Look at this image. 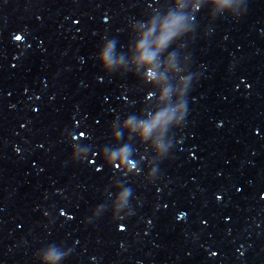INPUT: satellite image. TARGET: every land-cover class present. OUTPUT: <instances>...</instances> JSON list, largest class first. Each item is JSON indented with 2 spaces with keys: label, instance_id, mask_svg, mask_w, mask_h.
I'll use <instances>...</instances> for the list:
<instances>
[{
  "label": "water",
  "instance_id": "obj_1",
  "mask_svg": "<svg viewBox=\"0 0 264 264\" xmlns=\"http://www.w3.org/2000/svg\"><path fill=\"white\" fill-rule=\"evenodd\" d=\"M183 2L0 0V264H264V0ZM170 12L145 84L130 50Z\"/></svg>",
  "mask_w": 264,
  "mask_h": 264
},
{
  "label": "clouds",
  "instance_id": "obj_2",
  "mask_svg": "<svg viewBox=\"0 0 264 264\" xmlns=\"http://www.w3.org/2000/svg\"><path fill=\"white\" fill-rule=\"evenodd\" d=\"M212 3H218V0H211ZM223 6V5H220ZM184 7L183 0H176V8L182 9ZM198 8V5H196ZM182 16L177 12H170L163 20L162 26L159 31L157 30V22L154 20L150 27H147L145 31L139 34V37L135 44L131 48V65L133 66L132 71L138 76L145 84H155L160 83L161 75L158 74V69L164 67L165 70H171L175 67L174 55L169 54L166 57L164 53L168 49L171 43L178 37L184 35V28L182 23ZM19 40L20 37H15ZM163 57V59H161ZM122 62V61H121ZM120 63V62H117ZM181 83L184 87L180 88V93L183 96L186 89L188 81L182 79ZM170 90L165 88L160 96V101L163 102L169 97ZM153 93H149V99L153 96ZM183 108V105L180 106ZM180 108H174L171 110L165 109L164 111L155 115L154 118L149 120H137L135 117H130L124 122L123 127L130 129V134H136L139 136L141 142H147L152 134L153 130L156 129L157 125L163 129L167 126L173 118V113L179 112V116L176 117L175 123L180 124L181 120L184 119L185 113L180 110ZM119 133H117L118 138ZM157 149L160 147L158 140L156 141ZM17 151H19L17 149ZM162 153L158 152V156ZM128 156V148L124 147L112 155L107 157L108 163L112 164L116 160H121L123 162ZM100 171V169H97ZM128 193L125 192L121 194L118 200L120 206L123 205ZM219 199V197H218ZM183 219V217H181ZM215 256V253L212 254ZM243 255V253H241Z\"/></svg>",
  "mask_w": 264,
  "mask_h": 264
}]
</instances>
